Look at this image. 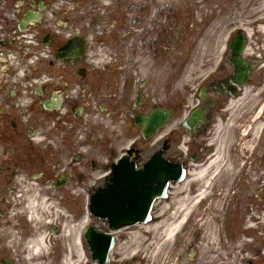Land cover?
<instances>
[{
    "label": "flooded vegetation",
    "instance_id": "1",
    "mask_svg": "<svg viewBox=\"0 0 264 264\" xmlns=\"http://www.w3.org/2000/svg\"><path fill=\"white\" fill-rule=\"evenodd\" d=\"M174 6L168 0H0V264L76 262L79 246L85 256L88 198L107 185L104 171L121 160L113 150L87 145L109 134L103 121L118 118L136 129L138 117L167 109L159 103H178L169 109L178 124L154 138L162 139L154 150L131 148L135 172L145 170L162 144L164 158L180 164L187 179L215 154L209 141L217 123L227 125L230 179L220 198L212 196L223 202L222 240L212 251L203 232L187 227L175 264H264V43L256 40L248 58L245 41L242 60L251 73L236 90L237 121L228 112L234 100L225 65L189 98L168 99L165 83L150 72L138 77L134 59L156 67L165 56L168 26L180 19ZM132 42L140 52L128 49ZM72 45H84L81 58ZM8 57L17 61L7 64ZM31 81L42 85L25 92ZM194 112L196 125L185 128ZM94 168L100 176L91 182ZM164 203L154 202L153 217Z\"/></svg>",
    "mask_w": 264,
    "mask_h": 264
},
{
    "label": "rangeland",
    "instance_id": "2",
    "mask_svg": "<svg viewBox=\"0 0 264 264\" xmlns=\"http://www.w3.org/2000/svg\"><path fill=\"white\" fill-rule=\"evenodd\" d=\"M179 3L178 5L180 6L178 8L181 12L182 21L179 22L177 31L171 32V35L177 34L178 38L176 41L178 42L168 41L165 43L163 46L165 56L161 57V61H157L160 70L157 73L153 74L152 72L150 74L152 79L156 78L159 82L165 81L167 96L171 99L181 97L184 90L186 92V84L194 85L192 79L202 75L204 69H206V73H209L218 64L220 65L223 58V48L221 49L219 45H224L225 47V42L234 36L240 27L248 26L253 22L252 19L256 15L255 13L260 12L258 4H264V0H253L250 4L246 3L245 0H179ZM254 34H256V31H254ZM213 35L214 37L212 38ZM258 36L261 40H264L262 36ZM135 40H137V37H135ZM251 40L250 46L253 49L258 44L252 43ZM128 49L133 50L134 53L141 51V47L137 42L128 44ZM260 49L258 47V50ZM222 133L223 131L220 134ZM106 141L110 143V140L106 139ZM218 145L219 143H217ZM219 175H222V173ZM225 179L223 176H219L215 184L222 185V181H225ZM208 209L207 215L215 216L213 207L211 206ZM200 211L205 212V209L202 208ZM198 221L200 224L198 227H202L204 222L210 220H207L205 216H199ZM92 223H94L92 219L88 218L87 225ZM98 228L101 229L99 226ZM147 238L143 234L140 236L139 242H143ZM157 238L158 236L152 233V247H155ZM176 242L177 240H175ZM122 243L120 242L119 245ZM128 243L131 245L130 248L127 247ZM175 243L164 246L161 249V253L155 257L152 255L153 248L151 250L147 247L144 249V246L147 245L140 247L141 245L138 244L137 246L140 249H136L131 241L127 239V244L119 246L116 252L112 253L111 258L119 256L123 260L130 261L131 264H174ZM207 247L210 248L211 245ZM89 255L90 253L87 249L88 262L90 261ZM135 256H140L141 261H132Z\"/></svg>",
    "mask_w": 264,
    "mask_h": 264
},
{
    "label": "bare ground",
    "instance_id": "3",
    "mask_svg": "<svg viewBox=\"0 0 264 264\" xmlns=\"http://www.w3.org/2000/svg\"><path fill=\"white\" fill-rule=\"evenodd\" d=\"M253 0H245L246 3L250 4ZM260 1V0H257ZM259 10L260 12L255 13L256 15L253 17L252 20H254V22L250 23L248 26L250 25H255L258 27L259 29V33L261 34L262 37H264V4H258ZM245 35L247 37H250L251 34V30L246 28L245 29ZM214 37V35L212 36V38ZM217 44L219 45V42L217 40ZM221 46L223 45H219L220 48H222ZM214 164L215 163H211L210 165L203 167L200 171L198 172H194L191 175V179L185 184L182 185V187H180V189H184L186 188L188 185H190V183L192 181H196V183L202 184L204 186H207V188L209 187V184H211V177H213V170H214ZM220 169H223V167H220ZM178 190V189H177ZM191 200H183L182 202L178 203V207L176 208L174 215H171L167 218H159L161 221L158 222L156 225L152 226V227H142L139 228L138 232H135L132 234V242L134 243V246L138 245V242L140 241L139 239V234L141 233H145L147 234L148 237L151 236V233H155L158 238L156 241V245L153 251V254L159 255L161 249L170 244L173 240H174V236L176 235L177 230L182 226L183 222H184V216L181 218V220H177L175 219V215L180 212L182 210L183 214H186L190 211L191 209ZM166 214H164L163 216H165ZM187 215V214H186ZM80 264V262H79Z\"/></svg>",
    "mask_w": 264,
    "mask_h": 264
},
{
    "label": "water",
    "instance_id": "4",
    "mask_svg": "<svg viewBox=\"0 0 264 264\" xmlns=\"http://www.w3.org/2000/svg\"><path fill=\"white\" fill-rule=\"evenodd\" d=\"M240 40L239 38L236 39L233 42V45L231 47V50L233 51V57L231 59L232 63L234 64L235 68H238L240 66L239 62V54H240ZM238 79V78H237ZM238 83V81H236ZM165 118H167V115L164 114L159 115L157 114L155 117H152L149 121L146 122V131L145 133L151 132V128L153 124L158 123L162 125L165 121ZM90 211L94 216H97L100 218L102 217V213L104 212V207L98 203V205L93 202ZM110 223V231H116L122 227L129 226L131 224H134L138 221H143L141 218H119V217H111L108 219ZM87 241L89 246L91 247L92 252V258L93 260H97L98 264H107L108 259L107 255L108 252L112 246L113 239L111 236H106L103 234H96L94 229H90L87 234Z\"/></svg>",
    "mask_w": 264,
    "mask_h": 264
}]
</instances>
